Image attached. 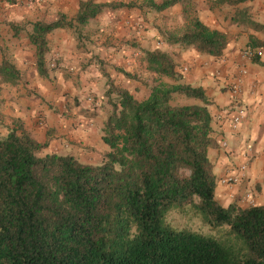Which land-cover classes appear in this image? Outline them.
Here are the masks:
<instances>
[{
    "label": "trees",
    "instance_id": "1",
    "mask_svg": "<svg viewBox=\"0 0 264 264\" xmlns=\"http://www.w3.org/2000/svg\"><path fill=\"white\" fill-rule=\"evenodd\" d=\"M212 1L235 8L231 25L264 33V25L253 22L245 7L238 9L254 0ZM177 4L187 23L166 40L220 58L228 36L189 17L192 0L147 3L156 12ZM133 6L85 1L70 21L62 16L27 24L39 77L49 76L51 32L85 26L105 9ZM25 25L10 26L18 35ZM263 46L264 40L248 37L246 47ZM144 56L150 71L175 83L154 86L143 101L110 84V109L101 130L107 152L100 164L47 153L48 142H37L20 127L0 138V264H264V206L223 207L215 200L208 151L217 143L204 91L181 83L165 52L156 49ZM0 79L16 84L20 73L3 59ZM176 95L203 105H174ZM187 207L204 225L223 233L174 229L167 215Z\"/></svg>",
    "mask_w": 264,
    "mask_h": 264
},
{
    "label": "crops",
    "instance_id": "2",
    "mask_svg": "<svg viewBox=\"0 0 264 264\" xmlns=\"http://www.w3.org/2000/svg\"><path fill=\"white\" fill-rule=\"evenodd\" d=\"M85 1L135 6L105 9L85 26L74 24L73 28L51 32L47 36L46 62L55 57L58 67L52 72L47 68L48 78L37 74L33 48L27 38L22 40L23 36L20 33L14 35L12 30L2 33L6 22L49 23L62 16L70 21L76 16L79 3ZM203 1L195 2L200 10L198 20L211 30L227 34L222 27V18L216 12L214 15L205 12ZM142 2L36 0L29 4L22 0H0V64L3 59L10 60L20 73L16 84H5L0 79V138L20 127L37 142H48L47 153L70 155L85 164L93 163L84 162V158L100 161L107 152L101 130L109 112L106 93L110 84L126 90L135 100L143 101L154 86L175 83L150 71L144 61L145 52L159 49L173 59L181 83L201 88L209 103L212 137L217 143V148L208 151L217 182L215 200L223 207L231 204L243 208L249 204L264 206V55L257 62L241 58L248 37L261 41L264 33L248 28L242 31L245 30L243 26L231 25L228 30H237L235 34L239 36L228 37L229 43L220 58L200 55L191 47L168 42L166 37L177 35L175 32H165L164 38L148 26L141 32V20L146 18L145 9L141 10ZM192 3L194 5V0ZM246 3L253 8L251 20L264 25V0ZM182 13V5L177 4L157 12V16L162 20L175 19ZM8 33L4 38L3 35ZM235 39L244 42L240 55ZM240 67L245 69L243 76L239 75ZM182 68H186V72L182 73ZM235 83L239 86L238 100L229 92V86ZM87 98L95 103H90ZM172 103L203 105L199 100L179 95L174 96ZM235 105H241L244 118L238 131L233 133L229 120L238 108ZM222 140L228 144L225 149L220 147ZM242 164H245V171L238 173ZM236 174H239L237 184L224 186L218 183L220 179Z\"/></svg>",
    "mask_w": 264,
    "mask_h": 264
},
{
    "label": "rangeland",
    "instance_id": "3",
    "mask_svg": "<svg viewBox=\"0 0 264 264\" xmlns=\"http://www.w3.org/2000/svg\"><path fill=\"white\" fill-rule=\"evenodd\" d=\"M26 3L29 4H33L36 0H22ZM154 2H157L159 0H152ZM198 0H194V5L192 7V9L190 10V12H188V16L189 17H196L199 15L198 11L199 10V5H197V3H195ZM204 11L210 13L211 15H214V13H218L219 17L222 18V27L223 29L227 32L228 37L234 39V37H238L239 34H235L237 32V30L233 31H229L228 28L231 26L230 22H229V18L234 14L235 8L233 7H229L227 5H222L220 7H216L213 3L212 0H204ZM143 8H141V10L145 9V19L141 20V24L139 30H141V32H145L146 31V26L151 27L156 29L157 33L159 34L160 38H164L163 35L165 32H175V33H181V30L183 29L184 25H186L187 22L185 16L183 15V13L179 16V18H164V20L160 19L159 16H157V12L155 10H153L152 8H150L147 3L148 0H143ZM12 4V3H9ZM21 6L23 5V2H21ZM246 8L248 11V14L250 16V18L253 17V8L251 6H247V3H244L242 5L238 6V9L240 8ZM215 9H218V11H214ZM1 10V9H0ZM20 10V9H19ZM18 10V12H19ZM2 12V10H1ZM204 14V13H203ZM163 21V22H162ZM29 21L23 20L22 22L19 23V25H25V29L23 31L20 32V35L23 36L21 39L24 41L27 38V34L26 31H28L30 29V25ZM11 24V22H6L5 26L2 28V33H5V31H10L11 30V26L9 27V25ZM163 25L162 27H159V25ZM16 25V24H14ZM134 25V24H133ZM161 29V30H160ZM242 31H246L247 28L242 27ZM163 30V31H162ZM245 33V32H244ZM9 35L5 34L3 35L4 38ZM160 41V40H157ZM236 42V46L238 49V55H240L241 52V48L244 47V42L242 40L239 39H235ZM30 45V44H29ZM31 46V45H30ZM33 48V47H32ZM34 54V49L33 52ZM10 62V60H7ZM47 64V68L49 69V71H56L57 70V59L54 57L52 58L50 61L46 62ZM51 65H53V67H51ZM90 103H95L93 102V99L91 101H89ZM110 109V106H109ZM84 151V150H83ZM85 154V152H83ZM89 153V152H88ZM87 154V153H86ZM83 157H86V155H83ZM103 157L99 160L96 159H91L89 160L88 158H84L83 161L87 162L90 161L92 162L94 165L95 164H100L103 161ZM167 222L174 228V229H186V230H190L192 232H196V233H200L202 235L205 236H216L219 237L223 232L218 233V230H212L211 228H209L208 226L204 225L201 221L198 215L194 214L191 210H188V207L185 208V211L183 213H178L177 211H172L169 212V214L166 217Z\"/></svg>",
    "mask_w": 264,
    "mask_h": 264
},
{
    "label": "built area",
    "instance_id": "4",
    "mask_svg": "<svg viewBox=\"0 0 264 264\" xmlns=\"http://www.w3.org/2000/svg\"><path fill=\"white\" fill-rule=\"evenodd\" d=\"M264 55V48H245L242 50L241 52V58L244 60H253V59H260L262 56ZM51 67H53V65H51ZM186 68H182L181 72L184 73L186 72ZM245 69L241 68L239 69V75L243 76L245 75ZM229 92L232 95L233 99L238 100V96H239V86L237 83L235 84H231L229 86ZM88 101H91V98H87ZM238 106V105H237ZM237 106L235 105V108H237ZM244 118V110H242L241 105L238 106L236 111H233L231 113L230 116V120H229V128L230 131H232L233 133H236L242 123V120ZM220 147L221 148H226L228 147V144L226 141H221L220 143ZM245 164H242L239 166L238 168V173H242L245 171ZM239 181V174H236L234 177H225L219 180V184L220 185H224V186H228L231 184H237ZM249 203V202H248ZM249 206H252V204H249Z\"/></svg>",
    "mask_w": 264,
    "mask_h": 264
}]
</instances>
